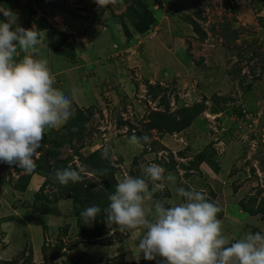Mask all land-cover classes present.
<instances>
[{
    "label": "rangeland",
    "instance_id": "1",
    "mask_svg": "<svg viewBox=\"0 0 264 264\" xmlns=\"http://www.w3.org/2000/svg\"><path fill=\"white\" fill-rule=\"evenodd\" d=\"M141 2L151 13L143 25L148 28L129 37L122 22L133 30L123 15L129 2L116 0L101 7L96 0H0V21L11 12L14 28L38 32L34 58L48 61L54 87L72 100L74 116L79 112L88 117L80 137L72 138L65 124L47 130L39 153L51 151L49 165L62 159L83 167L80 160L85 156L99 147L102 152L108 149L117 182L125 174L144 178L143 169L158 164L165 176L172 174L176 180L165 181L164 191L145 201L149 218L156 200L169 207L183 201L177 188H194L220 208L217 219L230 243L248 233L264 235V0ZM25 54L18 48L15 55L21 59ZM195 103L203 110L187 127L146 131L151 111L181 118L178 109ZM148 133L150 143H130L133 134ZM162 150L165 159L158 154ZM59 167L54 164L46 175L36 169L27 183L30 188L20 193L14 192L23 190L13 183H23L19 179L27 173L0 162L1 260L164 264L162 257L146 260L140 253L137 245L145 229L121 232L105 223L101 233L108 244L82 236L77 215L93 200L84 192L66 198L70 184L54 179ZM86 175L95 188L101 187L91 173ZM9 189H14L13 195ZM40 191L65 193L56 200L61 201L58 207L65 220H53L51 232L43 227L42 240L39 232L34 234L32 217L14 225L6 217L17 206L28 208V213H47L51 202ZM243 205L263 210L252 214Z\"/></svg>",
    "mask_w": 264,
    "mask_h": 264
},
{
    "label": "clouds",
    "instance_id": "2",
    "mask_svg": "<svg viewBox=\"0 0 264 264\" xmlns=\"http://www.w3.org/2000/svg\"><path fill=\"white\" fill-rule=\"evenodd\" d=\"M116 0H96L105 7ZM0 21V162L15 165L25 173L36 169L35 159L42 146L45 132L58 129L74 116L72 100L54 87V77L46 59H36V46L40 43L33 29L13 27L11 12L4 13ZM18 48L26 53L17 59ZM150 143L145 135H132L130 143L140 140ZM108 157V149L102 152ZM106 171V170H105ZM85 168L69 166L57 170L54 179L61 185L81 182ZM151 164L143 169L144 178L125 174L108 196L104 209L105 223L116 225L121 232L145 229L138 249L146 260L162 257L164 264H264V235L248 233L230 243L222 233L217 219L220 208L210 202L207 194L194 188L176 189L183 201L165 207L160 200L154 202V211L145 210V201L163 192L165 181L175 183L172 174ZM151 183V190H149ZM101 212L99 206L87 207L80 213L84 224L94 222Z\"/></svg>",
    "mask_w": 264,
    "mask_h": 264
},
{
    "label": "trees",
    "instance_id": "3",
    "mask_svg": "<svg viewBox=\"0 0 264 264\" xmlns=\"http://www.w3.org/2000/svg\"><path fill=\"white\" fill-rule=\"evenodd\" d=\"M119 4H122L123 2H129V4L126 6L124 14L126 18L130 20V25L132 26L133 30L128 29L127 24L123 22L124 28L127 30V34L129 37H132V33H141L145 31L148 28V25L143 27L147 21V14L151 17V13L148 11L146 8V4L141 2V0H118ZM143 20V24L141 20ZM192 26L200 32L196 24L192 22ZM225 29L223 28V31ZM202 36L204 34L200 32ZM225 36V35H224ZM203 110V105L199 103H195L191 106L188 107H181L178 109V114H181L180 116H173L170 113H166L165 111L161 110H153L150 112L149 117L147 118V121L144 123V127L146 131L148 130H156L159 132H169V131H179L185 127H187L192 120L196 117V115ZM88 117H84L82 114L79 112L76 114V116H73L72 118L69 119V121L65 124V128L68 130L69 135L74 138V137H80L82 130H83V124L85 121H87ZM182 119L184 121H182ZM75 122V123H74ZM69 125V126H68ZM147 135L150 137V134H138L139 137H143ZM46 142L47 140L44 139ZM42 142V145L44 142ZM60 143H55V147H59ZM43 146H41L38 151L42 152ZM49 152H44L39 155L38 158L35 159L36 163V169H42L41 172L42 174L46 175L49 170L53 167L55 164L56 166H59L58 170H63L65 168H68L70 165H67V160H62V159H56L54 160L51 164L49 165L48 158H49ZM85 168V173L84 178L81 182L77 183H72L71 181L69 182L70 187L65 189V193H69V195H66V198H73L76 197L77 194H80L78 192H84L87 197L93 200V203L91 206L96 205L99 206L101 209V212L98 214L96 217V220L94 222L89 221V224H84L83 218L81 215H77V222L78 226L80 227V234L82 236L84 235L86 239L88 240H93L90 242H95L99 244H108V237H102L101 233V228L105 224V214H104V209L109 205L110 201L108 200V196L112 193H114L117 181L114 177V166L111 164L110 157L108 156L107 158L102 157V149L99 147L98 149L94 150L87 156H85L82 160H80ZM42 164V166H41ZM73 168H78L76 165H71ZM19 169V168H18ZM35 169V171H36ZM21 170V169H20ZM106 170V171H105ZM18 171V170H17ZM34 171V172H35ZM33 172V173H34ZM31 173V174H33ZM86 173H91V175L98 180V183L100 184L101 187L95 188L96 183L88 179ZM28 174L26 176L23 175L19 181H23V183H17L14 184V187L16 189H21L24 190L27 186L28 180L30 178V175ZM73 185V187H72ZM149 190H151V187L149 186ZM65 193H61L59 196H56L55 194L53 195H43L41 191L39 194L45 198L47 202H55L59 198H61L62 195ZM38 194V197L40 196ZM158 192L154 193L153 197H157ZM49 197V198H48ZM244 206V205H243ZM244 208L249 211V213H259L263 209L262 207H258V209L251 210L248 207L244 206ZM46 210V208H45ZM43 212V211H42ZM220 214V212L218 213ZM217 214V215H218ZM16 259H11V260H1L0 259V264H17ZM27 264V263H24ZM44 264V263H43Z\"/></svg>",
    "mask_w": 264,
    "mask_h": 264
},
{
    "label": "crops",
    "instance_id": "4",
    "mask_svg": "<svg viewBox=\"0 0 264 264\" xmlns=\"http://www.w3.org/2000/svg\"><path fill=\"white\" fill-rule=\"evenodd\" d=\"M30 184H28V188H30L29 186ZM12 190L14 189H9V192L12 193L13 195V192ZM24 191H27V187L26 189H24L23 191H18V190H14V192H20V193H25ZM8 192V193H9ZM18 195H16L17 197ZM61 204V201H55L53 203H50L49 204V207H48V210H47V213H28V211H26L28 208H23L21 209L19 206L13 208V211L11 214H9L8 217L12 224H17L19 222H23V221H26L27 219H30L31 217V222L30 224H32V228L34 229L35 231V235L37 236L38 235V232H39V236H40V240H42V236L41 235V231H43V227L48 230V232H51V228H50V224H53L51 223L53 220H57V219H62V220H65L64 216H62L61 214V209H59L58 205ZM52 207H55L54 208V211L51 209ZM27 218V219H26ZM67 220V219H66ZM57 222V221H56ZM5 260H11L10 259H5Z\"/></svg>",
    "mask_w": 264,
    "mask_h": 264
},
{
    "label": "built area",
    "instance_id": "5",
    "mask_svg": "<svg viewBox=\"0 0 264 264\" xmlns=\"http://www.w3.org/2000/svg\"><path fill=\"white\" fill-rule=\"evenodd\" d=\"M148 150L150 151L151 149H150V147H148ZM165 151H160V152H158V154L160 155V156H163V158L165 159V153H164Z\"/></svg>",
    "mask_w": 264,
    "mask_h": 264
}]
</instances>
